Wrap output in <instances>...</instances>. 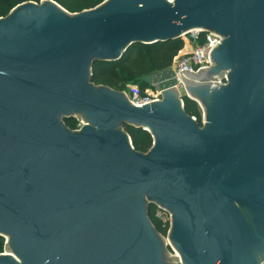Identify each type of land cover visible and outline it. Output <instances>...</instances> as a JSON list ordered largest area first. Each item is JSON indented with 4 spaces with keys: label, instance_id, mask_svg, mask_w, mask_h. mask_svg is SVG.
<instances>
[{
    "label": "water",
    "instance_id": "95a60500",
    "mask_svg": "<svg viewBox=\"0 0 264 264\" xmlns=\"http://www.w3.org/2000/svg\"><path fill=\"white\" fill-rule=\"evenodd\" d=\"M192 30L221 43L183 74L168 67L137 106L91 82L94 61ZM82 113L68 128L63 118ZM124 124L149 131L136 151ZM169 211L168 237L147 215ZM0 264H259L264 258V0H104L69 12L26 1L0 17Z\"/></svg>",
    "mask_w": 264,
    "mask_h": 264
},
{
    "label": "trees",
    "instance_id": "16d2710c",
    "mask_svg": "<svg viewBox=\"0 0 264 264\" xmlns=\"http://www.w3.org/2000/svg\"><path fill=\"white\" fill-rule=\"evenodd\" d=\"M26 1L39 2L40 0H0V17L8 14L11 8ZM69 12H80L91 9L104 0H54ZM202 35V34H201ZM203 37V35L201 36ZM202 41V38L199 39ZM183 47L181 37L168 41H157L151 44L136 43L116 61H94L91 65L90 80L95 85H105L115 90L128 88V84L137 85L141 91L151 84L143 82L140 77L168 68L173 58ZM183 108L187 115L194 117L199 126L202 125L201 108L198 103L185 94L182 95ZM64 124L70 129H77L78 122L73 117L63 118ZM124 131L129 135L133 148L141 153L147 152L152 145V135L142 127L124 124ZM155 204L147 208V215L156 231L166 235L168 223H163L155 216ZM4 239L0 235V253Z\"/></svg>",
    "mask_w": 264,
    "mask_h": 264
},
{
    "label": "built area",
    "instance_id": "2783aa9c",
    "mask_svg": "<svg viewBox=\"0 0 264 264\" xmlns=\"http://www.w3.org/2000/svg\"><path fill=\"white\" fill-rule=\"evenodd\" d=\"M190 40L193 46L189 50H184L173 58L169 68L177 79V89H183L180 77L183 74L196 73L211 65V52L222 41V36L216 35L214 32L198 30L191 32ZM203 37H201L202 35ZM202 38L200 42L199 39ZM130 102L137 106H143L153 101L159 100L162 96V89L155 86L148 87L143 91L135 84L128 85ZM78 129V128H77ZM155 216L161 219L163 223L171 222V214L168 210L155 205ZM259 264H264V258Z\"/></svg>",
    "mask_w": 264,
    "mask_h": 264
},
{
    "label": "rangeland",
    "instance_id": "374dc122",
    "mask_svg": "<svg viewBox=\"0 0 264 264\" xmlns=\"http://www.w3.org/2000/svg\"><path fill=\"white\" fill-rule=\"evenodd\" d=\"M191 32L190 33H186V34H184V35H182V40L184 41V40H192V38H191ZM128 85H130V84H128ZM128 85H127V87H128ZM115 90V89H114ZM117 91H121V92H125V98L127 99V100H130L129 98H130V95H129V90H128V88H125V89H123V90H117ZM179 92H180V94L181 95H183L184 93H185V91H184V89H180L179 90ZM73 118L74 119H76V121L78 122V125H77V128H80L85 122H86V119H85V116L82 114V113H75L74 114V116H73ZM120 130H122L123 129V127L122 126H119L118 127ZM153 225V224H152ZM154 227V226H153ZM156 230V229H155ZM158 232V231H157ZM1 236L3 237V239H4V245H3V248H2V252L1 253H9V254H11L12 256H14L15 258H17V256L13 253V252H11V251H7V250H5V241H7V236H6V234H1ZM164 236V238L166 239V246H167V248H168V250L170 251V253L171 254H176V255H180L179 253H178V251L175 249V247L171 244V242H170V239H169V237H168V234H166V235H163Z\"/></svg>",
    "mask_w": 264,
    "mask_h": 264
},
{
    "label": "crops",
    "instance_id": "0c3cea01",
    "mask_svg": "<svg viewBox=\"0 0 264 264\" xmlns=\"http://www.w3.org/2000/svg\"><path fill=\"white\" fill-rule=\"evenodd\" d=\"M193 46V43L189 40H184L183 41V47L180 50V53L183 52L184 50H189Z\"/></svg>",
    "mask_w": 264,
    "mask_h": 264
},
{
    "label": "bare ground",
    "instance_id": "6f19581e",
    "mask_svg": "<svg viewBox=\"0 0 264 264\" xmlns=\"http://www.w3.org/2000/svg\"><path fill=\"white\" fill-rule=\"evenodd\" d=\"M195 31H198V30H192L191 32H195Z\"/></svg>",
    "mask_w": 264,
    "mask_h": 264
}]
</instances>
